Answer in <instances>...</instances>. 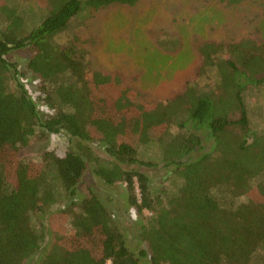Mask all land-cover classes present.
<instances>
[{"label": "trees", "instance_id": "1", "mask_svg": "<svg viewBox=\"0 0 264 264\" xmlns=\"http://www.w3.org/2000/svg\"><path fill=\"white\" fill-rule=\"evenodd\" d=\"M22 1L0 0V264H264V106L248 100L264 89V39L193 46L198 79L150 110L93 71L75 36L55 40L81 13L140 0ZM24 50L21 72L13 54ZM59 134L65 155L47 149L39 169L17 158ZM152 142L162 153L148 161L139 148ZM160 164L170 176L156 193L148 169ZM88 171L112 192L124 186L144 218L137 238L116 223L113 197L74 199Z\"/></svg>", "mask_w": 264, "mask_h": 264}, {"label": "rangeland", "instance_id": "2", "mask_svg": "<svg viewBox=\"0 0 264 264\" xmlns=\"http://www.w3.org/2000/svg\"><path fill=\"white\" fill-rule=\"evenodd\" d=\"M26 3L36 6L33 0ZM91 13H81L71 19L68 30L56 36L55 40L58 44H64L75 36L78 46L90 52L92 70L109 78L117 76L124 80L129 86L117 92L125 96L131 94L134 98L140 96L142 103L150 110L158 103L172 99L181 86L198 79L202 60L194 48L198 44L219 38L225 42H240L255 36L264 39V0H241L237 3L231 0H140L134 6L113 4ZM220 26L223 29L218 28ZM26 54V50L13 54V59L20 63L21 72H26L27 62L19 56L23 59L22 56ZM227 57L228 54H224V58ZM236 60L240 66L241 61ZM37 81V77L30 74L24 83L30 91H34ZM211 84L214 86L215 83ZM117 86L115 84V88ZM259 87L257 89L261 92L250 95L248 100L251 104L255 102L258 106H264V89ZM66 137L59 134L36 141L19 151L17 158L20 156L35 163L36 169H39L42 154L47 149L55 150L60 156L71 149ZM91 147L101 157H107L101 144H92ZM140 147L139 153L145 160H158V156L161 157L160 148L153 142ZM164 164L148 169L156 193L169 183V169ZM91 190L103 200L108 196L114 198V203L108 208L116 223L124 229L126 236L137 238L144 218L136 208L129 206L124 186H118L112 192L88 171L74 199L86 197ZM53 217L43 216L40 219L48 226L50 234L56 229L48 225V221H55L51 220ZM53 238L52 234L46 240V245L51 244ZM136 242V239L130 240L129 245L133 247ZM44 247L47 249V246Z\"/></svg>", "mask_w": 264, "mask_h": 264}, {"label": "crops", "instance_id": "3", "mask_svg": "<svg viewBox=\"0 0 264 264\" xmlns=\"http://www.w3.org/2000/svg\"><path fill=\"white\" fill-rule=\"evenodd\" d=\"M94 71V70H93Z\"/></svg>", "mask_w": 264, "mask_h": 264}]
</instances>
